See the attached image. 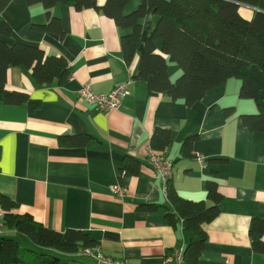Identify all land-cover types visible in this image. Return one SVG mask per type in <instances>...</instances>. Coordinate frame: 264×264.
<instances>
[{
	"label": "crops",
	"instance_id": "0c3cea01",
	"mask_svg": "<svg viewBox=\"0 0 264 264\" xmlns=\"http://www.w3.org/2000/svg\"><path fill=\"white\" fill-rule=\"evenodd\" d=\"M246 8L241 15L250 18L252 8ZM51 15L60 19L61 38L32 29L47 19L40 3L11 0L2 11L12 28L3 38L8 44L20 41L62 56L71 73L63 85H38L31 70L7 69L6 89L28 93L41 105L29 112L25 105L0 101V194L49 229L86 233L110 260L99 264H175L172 255L188 244L183 221L173 227L164 221L163 209H137L156 203L173 211L167 182L155 176L146 153L152 130L168 129L172 144L163 153L172 163L168 181L178 195L205 200L204 182L213 178L223 197L220 214L204 226L207 240L198 264H264V253L253 252L248 234L253 218H264V134L241 122V115L255 113L256 106L239 96L240 80L228 79L191 106L165 94L148 95L146 83L134 78L138 57L123 60V31L111 18L72 4L54 6ZM155 44L160 47V40ZM175 68L168 63L171 80L180 71ZM126 81L128 93L115 110H98L79 97L85 84L107 93ZM226 108L233 109L228 116ZM82 134L92 136L86 146L61 143L65 136ZM189 135L198 137L195 156L180 159V143ZM125 156L139 163L137 175L120 174ZM218 159L223 162L213 161ZM115 183L125 187L122 196L110 190ZM62 256V264L76 259ZM91 262L97 264L92 257Z\"/></svg>",
	"mask_w": 264,
	"mask_h": 264
},
{
	"label": "trees",
	"instance_id": "16d2710c",
	"mask_svg": "<svg viewBox=\"0 0 264 264\" xmlns=\"http://www.w3.org/2000/svg\"><path fill=\"white\" fill-rule=\"evenodd\" d=\"M11 0H0V101L6 105H25L29 112L41 105L28 93L7 90V69L20 66L31 70L38 85L66 83L70 77L67 60L50 55L40 46L20 41L8 44L3 38L12 28L2 17V11ZM27 4H42L46 21L33 23L32 29L61 38L60 19L51 15L58 4H72L74 8H94L111 18L121 29L122 58L130 63L138 57L135 79L146 83L148 95L165 94L171 101H182L191 106L201 100L208 90L224 84L230 78L240 80L239 96L251 99L256 106L253 114H242L241 122L250 131L264 134V0H25ZM136 3V4H135ZM135 6L131 9V5ZM252 7V15L245 18L242 11ZM152 13L154 24L148 37L141 40L146 18ZM155 40H160L157 47ZM142 45V50L139 47ZM175 63L180 74L171 80L168 63ZM232 108H226V116ZM196 135L186 136L180 143V159H191ZM89 134L70 135L61 139L63 145L86 146ZM149 146L157 154L172 144L168 129L154 128ZM123 171L137 175L139 163L125 156ZM223 162L222 160H213ZM206 199H183L167 181L166 197L173 211L156 203H141L142 212L164 210V221L175 226L183 221L188 244L182 257L184 264H198L207 240L204 226L218 217L222 194L215 179L204 182ZM0 264H62V255H76L79 250L98 248L90 237L75 229L57 232L35 220L26 211L18 212L19 205L0 194ZM248 234L255 253H264V218L251 221ZM15 235H18L17 238ZM24 240V243L21 240Z\"/></svg>",
	"mask_w": 264,
	"mask_h": 264
},
{
	"label": "built area",
	"instance_id": "2783aa9c",
	"mask_svg": "<svg viewBox=\"0 0 264 264\" xmlns=\"http://www.w3.org/2000/svg\"><path fill=\"white\" fill-rule=\"evenodd\" d=\"M128 81L119 83L110 92L107 93H95L92 91L89 84L83 85L79 90V97L82 98L89 104L95 105L96 109L101 111L115 110L119 107L120 100L124 97L127 91ZM147 157L150 161L152 170L157 178L161 179L163 182H167L172 175V163L167 159V157L162 154L155 153L150 146L146 150ZM110 190L120 196H122L126 189L125 187L119 185L118 183L110 186ZM2 211L0 210V216ZM76 255H86L97 260V264L100 262H109L108 258H104L98 248H86L79 250ZM172 258L175 260V264H184L182 257V250H177ZM118 264H126L125 262H118Z\"/></svg>",
	"mask_w": 264,
	"mask_h": 264
},
{
	"label": "rangeland",
	"instance_id": "374dc122",
	"mask_svg": "<svg viewBox=\"0 0 264 264\" xmlns=\"http://www.w3.org/2000/svg\"><path fill=\"white\" fill-rule=\"evenodd\" d=\"M135 4L134 5H131V7H129V9L133 8L135 6ZM171 65H174V67H176L175 69H178V66L175 63H171ZM179 74H180V71L177 73V75L175 77H173V81L175 80V78ZM15 236L17 238H19L18 235H15ZM21 242L24 243V240H21ZM75 257H76L75 260H70L72 264H81V263L92 264L91 257L90 256H86V255H80V256H78V255H76Z\"/></svg>",
	"mask_w": 264,
	"mask_h": 264
},
{
	"label": "water",
	"instance_id": "95a60500",
	"mask_svg": "<svg viewBox=\"0 0 264 264\" xmlns=\"http://www.w3.org/2000/svg\"><path fill=\"white\" fill-rule=\"evenodd\" d=\"M252 8V7H251ZM254 9V8H252ZM151 19H152V13L149 14L146 18V21H145V24H144V29L142 31V35H141V40L142 41H145V39L148 37V32H149V29H150V26H151ZM142 50V45H140L139 47V51Z\"/></svg>",
	"mask_w": 264,
	"mask_h": 264
}]
</instances>
